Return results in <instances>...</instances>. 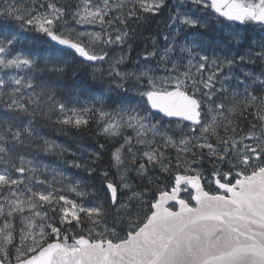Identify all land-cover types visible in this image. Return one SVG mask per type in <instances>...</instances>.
I'll return each instance as SVG.
<instances>
[{
    "label": "snow or ice",
    "instance_id": "1",
    "mask_svg": "<svg viewBox=\"0 0 264 264\" xmlns=\"http://www.w3.org/2000/svg\"><path fill=\"white\" fill-rule=\"evenodd\" d=\"M0 264H264V0H0Z\"/></svg>",
    "mask_w": 264,
    "mask_h": 264
},
{
    "label": "trees",
    "instance_id": "2",
    "mask_svg": "<svg viewBox=\"0 0 264 264\" xmlns=\"http://www.w3.org/2000/svg\"><path fill=\"white\" fill-rule=\"evenodd\" d=\"M89 71H90V69H88L87 67L82 68L81 69V74L86 76ZM97 140H99L101 143H104L103 140H100V138L95 136L94 133L91 132V131L85 132V133H81L78 136H73V137L64 136V137H61V142L66 143V145L71 147V148H73V150H75V148L77 146H84V147L94 146L95 143L97 142Z\"/></svg>",
    "mask_w": 264,
    "mask_h": 264
}]
</instances>
